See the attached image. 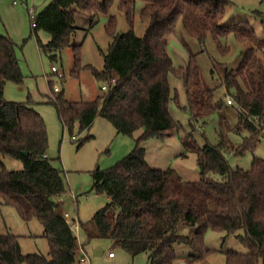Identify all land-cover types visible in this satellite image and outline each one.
<instances>
[{
    "label": "trees",
    "instance_id": "trees-1",
    "mask_svg": "<svg viewBox=\"0 0 264 264\" xmlns=\"http://www.w3.org/2000/svg\"><path fill=\"white\" fill-rule=\"evenodd\" d=\"M110 1L50 0L36 14L32 28L34 33L44 30L50 34L43 47L51 54L71 48L73 76L89 69L108 86L106 92L87 102L68 101L54 92L50 103L64 130L71 132L75 122L80 131L88 129L96 117L106 119L124 135L142 129L124 158L111 168L93 170V189L104 193L108 202L89 222L78 221L85 236L82 248L93 239H105L131 257L146 254L148 264H176L180 260L176 245L188 247L193 252L188 260L197 261L209 252L202 243L205 231L225 236L241 232L236 237L247 252H226L225 264H264V158H254L250 168L243 170L232 168L226 156L253 152L264 136V40L246 23L219 24L228 0H143L140 17L147 22L144 35L137 37L132 28L116 33V21L111 17L105 25L111 41L102 53L103 70L89 64L82 67L80 44H71L75 16L106 13ZM119 7L131 26V8L124 1ZM178 21L202 50L208 35L222 54H227V48L220 39L229 34L249 45L236 69H226L222 78L226 96L238 112L234 130L245 131L247 136L234 146L229 137L232 129L221 119L217 144L207 141L199 147L190 135L185 137L186 150L197 156V182L182 180L171 168L149 167L145 150L139 146L142 141L171 135L176 128L168 110L172 100L177 103L169 75L183 83L187 106L179 108L189 113L192 129L205 123L224 103L215 101L214 89L202 81L195 55L190 54L185 66L173 65L166 40L174 34ZM7 82L21 84L23 76L13 42L0 36V155L22 163L19 170H7L0 162V204L14 207L26 222L37 219L49 251L47 256L24 255L17 236L6 233L0 235V264H76L77 240L59 213L58 200L66 190L64 172L54 168L46 155V126L30 102L4 100ZM180 224L194 228L192 237L177 234Z\"/></svg>",
    "mask_w": 264,
    "mask_h": 264
},
{
    "label": "rangeland",
    "instance_id": "rangeland-1",
    "mask_svg": "<svg viewBox=\"0 0 264 264\" xmlns=\"http://www.w3.org/2000/svg\"><path fill=\"white\" fill-rule=\"evenodd\" d=\"M12 1L0 0V36L8 37L13 42L23 82H7L4 86V100L18 103L29 101L30 106L43 119L48 136L46 155L54 168L64 172L66 179V190L58 200L59 213H67L70 218L84 224L108 202L104 193L93 189V170L111 168L124 158L134 148L142 129L135 131L131 136L124 135L118 133L106 119L96 117L88 129L80 131L75 122L71 132L64 130L54 106L50 103L56 95L54 88L68 101L87 102L102 94L104 91L101 86H107V83L97 80L89 69L83 68L77 76H73L74 58L71 48H65L52 57L54 54L43 47L50 40V34L44 30L33 32L29 9L38 14L50 0H18L17 5H13ZM96 1L101 4L104 0ZM121 1L132 10L131 26L125 12L119 7ZM228 1L224 17L219 24L227 26L231 23H246L258 39L264 40V0ZM144 4L143 0H111L106 13H98L92 17L76 15L73 23L76 30L71 44H80V66L89 64L97 71L103 70L102 53L106 52L111 41L105 25L111 17L116 21V33H125L132 28L137 37H142L147 27V22L142 21L140 17ZM220 43L227 48V54L219 52L210 35L207 36L202 50L198 42L185 33L181 21L176 24L174 34L167 38L166 48L173 65L185 66L190 54L195 55L202 81L214 89V100L222 99L224 103L219 111L205 120V123H199L192 129L189 125V113L179 108L187 106L183 83L169 75V86L173 95L177 96V103L172 100L168 110L176 128L171 135L139 143L145 150V160L149 167L158 170L171 168L182 180L197 182L200 179L197 156L186 150L185 137L190 135L199 147L207 141L215 145L219 140L221 119H225L232 129L229 137L234 146L241 144L243 137L247 136L245 131L239 133L234 130L238 122V112L234 104H227L222 78L226 69H236L249 45L240 44L233 34L220 39ZM72 136L75 140H71ZM226 156L232 168L248 170L254 158H264V136L260 138L253 152L241 155L227 153ZM0 162L7 170L22 168L20 161L3 158L1 155ZM212 177L220 180L218 175ZM6 233L17 236L22 254L48 255L49 247L42 235L40 222L35 218L26 222L20 218L14 207L0 204V235ZM193 233L194 228L182 224L177 227L178 235L192 237ZM240 233L225 236L216 231H205L202 243L209 252L197 261L188 260V255L193 254L188 247L176 245L174 249L180 258L176 264H225L226 252H247L236 237ZM77 236V243L84 244L85 236L81 229ZM84 247L98 260L106 257L109 252L116 256L115 259L100 264H148L146 254L131 257L109 240L93 239Z\"/></svg>",
    "mask_w": 264,
    "mask_h": 264
},
{
    "label": "built area",
    "instance_id": "built-area-1",
    "mask_svg": "<svg viewBox=\"0 0 264 264\" xmlns=\"http://www.w3.org/2000/svg\"><path fill=\"white\" fill-rule=\"evenodd\" d=\"M18 0H13L12 4L13 5H17ZM29 14H30V19H31V27L34 28L36 26V14L34 13V11L32 9H29ZM53 71H55V69H52ZM101 90L106 92L108 90V86L106 85H102L101 86ZM54 92H57V89L54 88ZM227 104L232 105V99L227 96L226 98ZM71 140H75V137L72 136ZM62 217L65 219L66 223L68 224L69 228L71 229V231L73 232V234H75L76 236V240L78 238L77 234L80 230L79 228V224L77 219H72L70 218V216L67 213H63ZM77 246L79 248L78 250V254H77V259H76V264H87L89 262V258L86 255V253L83 251L82 247H80L77 243ZM114 254L112 252L108 253V258H113Z\"/></svg>",
    "mask_w": 264,
    "mask_h": 264
},
{
    "label": "crops",
    "instance_id": "crops-1",
    "mask_svg": "<svg viewBox=\"0 0 264 264\" xmlns=\"http://www.w3.org/2000/svg\"><path fill=\"white\" fill-rule=\"evenodd\" d=\"M55 55H52V57H54ZM63 214V213H62ZM78 245L80 246V247H82V245L81 244H79L78 243ZM83 249V251L86 253V255L88 256V258H89V262L87 263V264H100V263H102V262H108V260H113V259H115V255L113 256V258H108V254L106 255V257H102V259H100V260H98V258H96V256H92V255H90L89 254V252H88V250L85 248V247H83L82 248ZM78 250H79V248H78V246L76 247V252H77V254H78ZM110 253V252H109Z\"/></svg>",
    "mask_w": 264,
    "mask_h": 264
},
{
    "label": "water",
    "instance_id": "water-1",
    "mask_svg": "<svg viewBox=\"0 0 264 264\" xmlns=\"http://www.w3.org/2000/svg\"><path fill=\"white\" fill-rule=\"evenodd\" d=\"M27 153L26 152H24V155H26Z\"/></svg>",
    "mask_w": 264,
    "mask_h": 264
}]
</instances>
